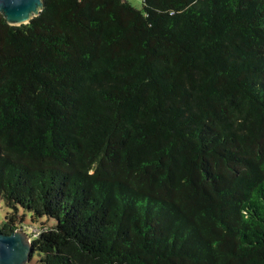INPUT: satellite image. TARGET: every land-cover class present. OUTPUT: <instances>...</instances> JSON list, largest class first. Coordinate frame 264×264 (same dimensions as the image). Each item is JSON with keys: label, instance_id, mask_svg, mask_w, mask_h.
<instances>
[{"label": "trees", "instance_id": "1", "mask_svg": "<svg viewBox=\"0 0 264 264\" xmlns=\"http://www.w3.org/2000/svg\"><path fill=\"white\" fill-rule=\"evenodd\" d=\"M2 201L38 264H264V0L0 15Z\"/></svg>", "mask_w": 264, "mask_h": 264}, {"label": "water", "instance_id": "2", "mask_svg": "<svg viewBox=\"0 0 264 264\" xmlns=\"http://www.w3.org/2000/svg\"><path fill=\"white\" fill-rule=\"evenodd\" d=\"M43 10L44 0H0V15L13 27L30 24ZM32 254L31 237L25 231L0 233V264H29Z\"/></svg>", "mask_w": 264, "mask_h": 264}, {"label": "rangeland", "instance_id": "3", "mask_svg": "<svg viewBox=\"0 0 264 264\" xmlns=\"http://www.w3.org/2000/svg\"><path fill=\"white\" fill-rule=\"evenodd\" d=\"M124 1L130 3L134 8H136L140 11H144V0H124ZM9 211L10 210L5 206L4 201H2L1 202V209H0V222L1 223L5 222L7 213ZM20 215H21V217H24V226H23L24 231L30 236L32 235L33 230H34V233H36L37 230L39 229V227L43 223H49L47 218L38 219V221L36 223H33L32 222V218H33L32 213L25 211L23 209L21 210ZM50 222H52V221H50ZM37 262H38V255L35 254L32 257V260L30 261L29 264H38Z\"/></svg>", "mask_w": 264, "mask_h": 264}]
</instances>
